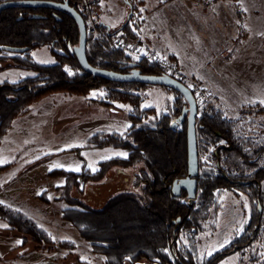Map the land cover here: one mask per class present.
<instances>
[{"label":"rangeland","instance_id":"rangeland-1","mask_svg":"<svg viewBox=\"0 0 264 264\" xmlns=\"http://www.w3.org/2000/svg\"><path fill=\"white\" fill-rule=\"evenodd\" d=\"M144 2L142 11L133 15L130 24L137 36L121 30L127 41L125 48L116 47L113 38L110 41L121 52L117 59L129 62V56L138 63L146 58L159 64L157 59L168 54L170 61L181 64L206 88L210 106L203 115L212 109L220 110L234 121L241 136L264 143V110L253 108L264 105V0ZM101 17L116 23L127 15ZM119 32L118 29L116 33ZM34 57L36 64L57 62L48 46L35 51ZM65 69L70 74L81 71L69 66ZM41 73L37 69H9L0 73V78L7 77L13 86H19L21 81H15L35 75L38 84H43ZM132 91L141 99L138 111L127 101L108 100L107 90L100 86L84 94L66 90L47 93L12 121L0 139V165H8L0 170V204L35 219L50 233L52 243H36L31 236L10 228L0 214V264H108V255L96 250L80 232L84 227H93V233L99 224L69 211L81 207L62 199L61 187L66 183L63 172L86 174L85 179L79 177L76 184L72 182L70 194L92 208L104 207L109 198L122 191L142 193L137 184V175L144 169L142 163L104 166L105 175L93 180L89 177L100 171L102 162L130 155L121 147L96 146L90 137L96 131L127 132L132 124L130 113L144 115L141 122L153 126L166 117L172 123L178 105L186 99L161 85L135 87ZM203 115H198V123ZM184 128V123L177 126ZM213 163L210 152L200 154L199 178L213 170ZM76 168L79 170H70ZM185 198L180 197L181 201ZM211 201L210 208L200 214L201 219L191 225L192 231L181 230L178 247L192 251L197 264H206L233 239L242 243L243 232L260 206V233L253 243L219 257L213 264H264L263 204L257 205L244 191L230 187L218 189ZM198 202L197 194L191 203ZM114 209L121 212L118 218L125 225L137 221L136 217L131 218L129 204ZM65 240L75 246H63ZM164 252L172 259L169 247ZM139 261L162 264L158 258Z\"/></svg>","mask_w":264,"mask_h":264},{"label":"trees","instance_id":"trees-1","mask_svg":"<svg viewBox=\"0 0 264 264\" xmlns=\"http://www.w3.org/2000/svg\"><path fill=\"white\" fill-rule=\"evenodd\" d=\"M212 1L216 0L202 2L208 4ZM124 30L133 37L137 36L134 31L132 33L130 27ZM91 39L87 57L93 65L125 71L122 67L123 63L132 62L129 56H126L129 62L117 59L121 55L120 50L113 48L110 43L111 38L103 33ZM57 59L58 61L51 65L36 64V62L30 64L29 68L42 70L39 79L44 81L43 84H38L39 80L36 78H28L20 82L22 87L0 86V139L10 128L12 121L30 103L47 93L66 90L84 94L102 86L107 90L108 100L127 101L138 111L141 99L132 89L151 85L112 81L93 75L84 71L77 59L70 55L57 56ZM66 66L79 68L81 71L70 74L65 69ZM137 67L144 73H165L159 64L146 58H142L137 63ZM33 83H36L34 87L31 86ZM179 94L185 99L181 93ZM185 105L187 100L180 102L176 110L177 116ZM256 107L264 110V105L253 108ZM128 117L132 124L127 132L121 134L116 131L104 134V131H96L90 139L96 146L121 147L128 150L130 155L128 158L102 162L100 171L89 177L92 180L96 177L99 179L106 174L104 173L106 168L112 165L127 167L142 163L144 169L137 175V184L141 187L142 193L122 191L109 198L104 207L92 208L70 194L72 182L76 184L79 177L85 179L86 174L63 172L66 183L61 187L64 190L62 199L81 207V209L69 211L88 221L95 220L99 224L93 233H91L93 227H84L80 229V232L96 250L108 255V264H125L127 260L136 262L141 258L147 260L158 258L162 264H197L192 251L178 247L179 233L182 229L192 231L191 225L195 221L198 222L201 219L200 214L210 208L211 200L220 188L230 187L242 190L251 200L256 201L257 205L263 204L264 209V143H255L241 136L234 126V121L224 116L220 110L212 109L203 115L198 123L199 158L202 152H210L214 163L213 170H209L199 180V202L191 205L175 197L169 186L174 179L187 174L186 123H184V129H177L172 127L167 117L159 120L158 124L156 122L155 126L151 123H142L144 115L130 113ZM104 166L107 167L104 169ZM5 168H8V165H0V170ZM89 177L87 176L88 180H90ZM124 203L130 205L133 211L131 218L136 217V222L130 221L126 225L120 222L121 219L118 216L121 212L114 208ZM0 214L7 219L10 228L31 236L36 243H52L50 233L35 219L4 204H0ZM259 215H261L260 209H257L256 215L254 214L246 230L244 229L242 243L238 244L239 240L233 239L224 247V250L216 253L206 264H213L219 257L235 250H242L252 244L260 233ZM178 217H181L180 223L177 222ZM109 219L112 220L108 222ZM173 220H176V223H173ZM62 245L75 246L68 240H65ZM168 247L171 249L172 259L164 252Z\"/></svg>","mask_w":264,"mask_h":264},{"label":"flooded vegetation","instance_id":"flooded-vegetation-1","mask_svg":"<svg viewBox=\"0 0 264 264\" xmlns=\"http://www.w3.org/2000/svg\"><path fill=\"white\" fill-rule=\"evenodd\" d=\"M144 1L0 0V73L21 68L35 72L29 66L36 62L34 52L41 50L43 46L49 47V52L55 56L56 61L57 56L70 55L77 59L74 49L80 42V25L73 15H81L85 22L88 51L91 37L95 39L103 33L112 39L118 29L121 31L132 26L130 25L132 17L139 15L145 5ZM101 15L127 17L115 23L104 20ZM122 67L125 70L122 72L130 70L127 63H123ZM34 77L35 75H27L15 82ZM12 83L7 77L0 78V86H13ZM172 183L173 181L169 184L171 189ZM182 202L185 203L184 200ZM186 202L192 204L188 200ZM180 221L181 219L177 220L178 223Z\"/></svg>","mask_w":264,"mask_h":264},{"label":"water","instance_id":"water-1","mask_svg":"<svg viewBox=\"0 0 264 264\" xmlns=\"http://www.w3.org/2000/svg\"><path fill=\"white\" fill-rule=\"evenodd\" d=\"M80 25V42L75 47L74 52L79 62L80 67L93 75L102 78L118 81V82H140L151 85H161L172 88L181 93L187 100V105L182 109V112L172 122V127H177L178 123H186L187 136V152H188V167L187 174L181 178H176L172 183V193L174 196L181 197L185 193V197L189 202L193 201L198 194L199 176H200V158L198 148V117L197 103L193 91L180 79L168 74H150L144 73L137 67V62H129L130 67L128 72L107 69L93 65L87 57V28L81 15H73ZM261 210V207L259 206ZM178 217L177 220H180ZM176 220H173L175 222ZM132 264H145L143 261H136Z\"/></svg>","mask_w":264,"mask_h":264},{"label":"built area","instance_id":"built-area-1","mask_svg":"<svg viewBox=\"0 0 264 264\" xmlns=\"http://www.w3.org/2000/svg\"><path fill=\"white\" fill-rule=\"evenodd\" d=\"M114 44L118 48H125L126 47V37L123 34L122 31L119 33H116L113 38ZM159 65L164 68V72L168 73L181 81H183L185 84L188 85V87L193 91V94L195 96V100L197 103L198 111H197V117L198 115H203L207 109L210 106V99L209 95L206 91V88L202 86L193 76H190L188 72L184 70L181 64H179L176 61L171 60L169 58V55H164L161 59H157ZM176 118L172 119V122L175 121ZM181 126V123H178V127ZM184 201H187V198L184 199Z\"/></svg>","mask_w":264,"mask_h":264},{"label":"snow or ice","instance_id":"snow-or-ice-1","mask_svg":"<svg viewBox=\"0 0 264 264\" xmlns=\"http://www.w3.org/2000/svg\"><path fill=\"white\" fill-rule=\"evenodd\" d=\"M95 95V94H94ZM262 103H264V101H262ZM126 155V154H125ZM56 167H62V165H56ZM70 170H79L78 168H76V169H70ZM49 198H51V197H49ZM0 203H2V202H0ZM5 227H6V225H5ZM209 254H211V253H209Z\"/></svg>","mask_w":264,"mask_h":264}]
</instances>
